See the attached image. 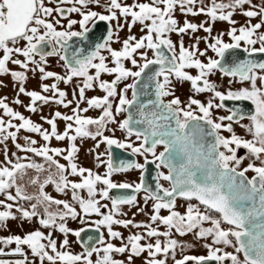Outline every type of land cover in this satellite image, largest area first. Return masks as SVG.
Returning <instances> with one entry per match:
<instances>
[{
    "label": "snow or ice",
    "instance_id": "1",
    "mask_svg": "<svg viewBox=\"0 0 264 264\" xmlns=\"http://www.w3.org/2000/svg\"><path fill=\"white\" fill-rule=\"evenodd\" d=\"M55 2L56 0H0V75L10 74L13 81L19 82V93L31 98V103L27 106L30 112L37 111L35 107L37 101L48 104L50 100H54L56 104H62L65 108L69 107L72 101L65 103L67 94L59 90L56 83L40 84L41 91H26L23 86L27 79L25 71H10L7 67L8 63L24 70H28L30 63L35 65L33 71H39L40 80L54 77L56 81L69 84L73 78H82V86L81 84L75 86L79 91V101L85 100V90L93 89L94 85H98L105 93L102 97L94 96L87 99L88 107L82 111L98 108L102 109V113L95 119L82 117L78 101L76 107L72 109V115H62L61 112L56 111L50 119L41 117L51 126L49 132L42 129L40 124L25 118L20 112L13 111L4 99H0V109H3L4 115L20 121L17 126L11 120L0 119V144L11 139L16 149L42 157L49 168L54 166L56 169L54 173L49 172L42 183L37 179H30L29 183L39 184V192L36 196L28 195L24 186L17 183L18 176L23 179L25 169L44 171V164L36 163L34 160L24 164L20 162V158L12 163L8 149L5 147L4 161L0 162V194L5 197L0 200V208L3 209L0 210V228H6L8 220L24 221L40 216L38 223L41 227L45 229L51 227L65 234L60 248L67 249L69 241L66 234L70 229L62 221L68 216L74 220L78 218L83 220V217L69 201L53 199L45 193V185L54 184L58 193L68 195L67 190L70 189L71 201L75 202L86 215L101 216V208H108L106 215L94 221L97 231L100 226H105L109 236L120 239H123L121 233L114 231L112 225L142 227L146 231L143 235L140 233L129 235L127 243L119 247L112 243L97 247L96 244H104V236L101 234L96 244L83 242V251L76 254L68 250H58L57 240L52 238V233L45 235L41 230L35 229L27 232L23 237L9 235L0 238V244H15L12 255L24 257L14 261L0 260V264H29L22 246H27L31 256L40 264H44L45 260L48 264H134V259L141 257L145 252L147 258L142 264H166L170 252L174 264H187L188 261H194V264H209L212 261L216 264H225L226 261H231V264H264V61L243 59L232 62L229 66L218 59L209 58L205 63L198 58L206 55L207 48L223 58L226 50L239 48L241 41L250 46L244 48L249 56L255 53L264 54V32H258L264 27V0L259 5H253L252 0H227V2L221 0L219 3L217 0H210V4L205 5L204 0H199V8L195 7L197 0H145V2L133 0L131 4L124 3L123 0H104V3L101 0H59L60 4L71 6L67 8L48 6ZM92 5L100 7L102 12L93 10L90 7ZM245 5L250 6L242 10V15L246 18L245 24L239 28L233 26L227 32L232 43H224L219 35L212 37L214 42L211 43L208 42L207 37H193L190 47H185L184 35L195 34L199 30L211 34L212 27L188 19H184L181 25L175 18L177 8L184 16L203 14L213 23L224 21L235 25L237 22L232 19L234 11ZM65 13H76L81 19L77 21L68 18ZM252 18H258V22L252 24L250 22ZM63 19H67V30H57V26H62ZM96 21L107 22L108 28L101 42L95 44L94 50L84 56L80 54V50H77L71 58L60 54L62 49H66L70 38L85 37L90 31L87 25ZM112 22H115L114 26ZM77 23L81 31H71L72 26ZM137 25L140 26L142 33L139 38L132 34V29ZM125 27L128 29V34L121 40L119 32ZM172 33L180 37L178 54L177 44L173 43L169 35ZM254 36L256 38H253ZM202 39L207 44L204 51L199 48ZM113 43H119L120 48L114 49L111 46ZM257 44L259 47H255ZM48 45L52 46L51 51H45ZM102 50L109 54L110 62L114 66L106 63V57L101 54ZM148 51L152 52L154 58H148ZM55 55H60V59L64 61L63 66L66 68L64 76L45 71L42 66L46 62V57ZM137 55L143 63L138 62ZM17 56H22L24 59L15 58ZM36 56L39 57V61L34 59ZM125 62H130L138 70L133 71L126 67ZM153 65L158 67L149 74L146 70ZM89 69H94V74H90ZM185 69H196L198 74L193 76ZM214 70H219L225 77L236 78L242 84L248 82V86L236 90L229 88L226 92H221L217 90V85L208 79ZM102 74L114 75V78L111 81L102 80ZM145 76L146 82H144ZM129 77L133 78V82L125 84L118 91V84ZM172 77L177 81L190 82L191 90L195 93H211L212 98L201 102L189 97L186 108L181 107V100L169 87ZM231 83L232 81H229V84ZM153 85L155 98L141 101L140 96L148 95V90L153 88ZM5 86L0 81V87ZM129 89L132 90L131 99L127 97ZM49 91L53 93L51 97L41 94ZM73 96L75 98V90ZM168 96L173 98L165 103L163 98ZM110 98L118 101L115 105V115ZM215 100L219 103H214ZM224 101L249 102L251 108L234 106L227 109L229 115L214 119L211 110L225 108ZM14 103L19 104L20 101L17 99ZM193 105L202 115L194 114ZM121 113L127 115L118 122L115 116ZM244 119H248L249 124H240ZM57 120L69 122L66 123L62 134L57 131ZM224 121L229 123L225 124ZM109 123H118L119 129L126 133L125 141L103 135V130ZM233 123L239 124L251 138L245 139L236 134ZM89 125L96 127L94 133L88 130ZM10 128H15L16 131H9ZM20 129L38 133L44 141H49L53 137L58 141L67 139L70 143L67 155H64L63 159L68 162L70 175L79 178L78 182L70 181L65 176V165L54 159L55 156L62 154L63 149L50 148L47 145L35 147L37 141L28 137H25V145L22 146L16 143L17 132ZM70 131H74L75 135H69ZM222 132L230 135L224 136ZM97 136L102 137V142L109 147L115 145L119 149H130L132 155L143 156L144 163L125 159H119L114 163L112 153L108 152L107 171L103 176L90 169L78 167L73 162L74 154L78 149L72 142L78 137L95 139ZM132 136L140 141L139 146H134L129 141ZM207 137L212 138L211 142L207 141ZM158 145H163L164 149L159 153L156 151ZM241 148L247 150L246 157L238 158L237 150ZM12 155L15 156V153L13 152ZM148 155H151L152 160H148ZM247 157L258 160L259 166L249 163L242 171H237L242 160ZM150 163L155 164L156 169H167V174L157 171L155 190L145 183L144 169L145 165ZM233 163L236 166L230 167ZM130 169L140 170L138 183H117L111 179L113 173L127 172ZM248 171L255 173L252 179L245 176V172ZM161 181H167L170 186L164 187ZM98 184L104 186L99 191ZM11 189H15V194L10 191ZM111 189H131L133 193L143 191L145 205L149 201L152 202L151 223L136 224L133 220L114 218L120 214V205L135 206L137 196L133 194L110 197ZM79 190H86L87 198L82 197ZM97 195L102 200H110V207L108 204L102 205L96 199ZM177 197L187 201L194 199L199 205H203L204 209L201 210L197 205L188 203L182 214L175 210ZM33 199L36 203L31 204V211L23 206H17L15 211L19 213V217L14 214L13 202ZM51 204L62 205L63 211L59 208L55 212L50 211ZM38 207H43L42 214L38 213ZM162 209H166L168 215H161ZM137 210L144 211L143 208ZM57 217L60 223H57ZM157 222L164 225L166 230L161 232L152 227V224ZM205 223L210 226L204 227ZM222 225L231 227L224 228ZM20 227H23V223ZM84 230L81 228L72 234L80 237ZM173 230L180 237L193 234L196 240L211 238L210 243L203 245L207 249V255H184L181 259H176L177 248L183 250L192 245L171 238ZM161 236L165 237L163 243L159 239ZM146 237H157V239L154 243L142 245L141 241ZM230 237L235 238V244ZM91 240L92 238L89 237V241ZM217 245L234 247L236 253L244 254L243 261L231 252H224ZM112 253L128 254L125 259L120 260L115 259ZM0 254H4L3 248H0ZM94 254H96L95 261L92 259ZM158 255L164 258H157ZM32 264H35V260Z\"/></svg>",
    "mask_w": 264,
    "mask_h": 264
},
{
    "label": "flooded vegetation",
    "instance_id": "2",
    "mask_svg": "<svg viewBox=\"0 0 264 264\" xmlns=\"http://www.w3.org/2000/svg\"><path fill=\"white\" fill-rule=\"evenodd\" d=\"M101 2L104 3V0H101ZM123 2L127 3V4H131V3H133V0H123ZM140 2H145V0H140ZM219 2H221V0H217V3H219ZM223 2H227V0H223ZM261 2H262V0H252V4L253 5H259V4H261ZM204 4L205 5L210 4V0H204ZM49 5H51L52 7L60 6V7H63V8H67V7L71 6L69 4H60L59 0H56L55 3H51ZM90 7L94 8V10L97 11V12H102V9L100 7H97V6H94V5H92ZM195 7L196 8L200 7L199 0H197V3L195 5ZM249 7H250L249 5H245V6H242V8H237L234 11V15L232 16V19L237 22L235 25H230L228 22H224V21H216V22L213 23V22H211L209 20L208 17H206L203 14L199 15V16H191V15L184 16L182 13H180L179 9L177 8L175 10V18L180 21L181 25H182L184 19H188L191 22H194V23H197V24L205 23L206 27H208V26L212 27L211 34L205 33L203 30H199L195 34L189 33L188 35H184L183 36V40H184L185 47H190V45L193 43V37H207L208 38V42L211 43V42H214L212 40V37H215V36L219 35L224 43H232L233 41H232L231 37L227 35V32L233 26L239 28L240 26H243L245 24L246 18L242 15V10L243 9H248ZM73 14H74V19L75 20L79 21L81 19V17L78 14H76V13H73ZM104 14H107V13H104ZM65 15H66V17H68V16H70V13H65ZM68 18H70V17H68ZM250 22L252 24H255V23L258 22V18H252ZM91 23L92 22H90L87 25V27ZM105 24L107 25V28H108V23L105 22ZM112 24L114 26L115 22H112ZM61 25L62 26H57V30H60V31L67 30V19H63L61 21ZM76 25H77V27H74V25L72 26L71 31H81V29L79 27V24L77 23ZM258 32H264V27L259 29ZM221 33H223V35H221ZM127 34H128V29H127V27H125L122 31L119 32V36H120L121 40L126 38ZM132 34L136 35L139 38V36L142 34L140 32V26L139 25L135 26L132 29ZM237 34H239V33L237 32ZM169 35H170L173 43L177 44V54H178V41H179L180 37L177 36L174 33L169 34ZM253 38H256V37L254 36ZM113 39L115 40V37ZM111 46L114 49H119L121 45L119 43H113ZM245 47H250V46L245 45L243 43V41H241L239 48L228 49L227 51H225V55L222 58V57L217 56L216 53L213 52L210 48H207V44L202 39L200 41V43H199V48H200L201 51H204L207 48V52H206L205 56L198 57V58L201 59L202 62H205V63L207 62V60L209 58L218 59V60H221L222 63H227L229 66L232 64V62H238L239 60H243V59H255L258 62L264 61V54L255 53L252 56H249L248 53L244 51ZM255 47H259V44L255 45ZM78 48H79L78 44L73 43L72 45H70V43L68 42V44L66 46V51H64V49H62L60 54L61 55H67L69 58H71L72 54L74 52H76L75 49H78ZM51 50H52V46L51 45H48V46L45 47V51H51ZM141 51H144V50H141ZM166 52H167V50H166ZM88 53L89 52H87V51H80V54L82 56L87 55ZM101 54L106 57V63H108L109 66H114V65L111 64L109 54L106 51L102 50ZM169 55H170V53H169ZM15 58H19L21 60L24 59L22 56H17ZM136 58H137L139 63H143V61L140 60V57L138 55L136 56ZM148 58L149 59L154 58L151 51H148ZM34 59L39 61V57L38 56L34 57ZM95 62H98V61H95ZM63 65H64V61L60 59V55H55V56L46 57V62L42 66L45 68V71H51V72H54V73H56V74H58L60 76H64V75H66V68ZM125 65L128 68H132L133 71L138 70V69L134 68L130 64V62H125ZM7 67L11 71H25V74L27 76L26 81L28 83V86H30V81H32V79H33L32 76L33 75H35L37 73L39 75H41L38 70L33 71V69L35 68V65H32L31 63L29 64L28 70L21 69V68H19V66L13 65L11 63H8ZM94 71H95L94 69H89V73L90 74H94ZM185 71L189 72V74H191L193 76L198 74V71L196 69H185ZM257 71H259V70H257ZM214 76L215 77L219 76L221 79H224V80H227V81H232L231 84H229V82H227L226 85L223 83V84L219 85L220 87L217 86V90H219L221 92H226V90H228L229 88H231L232 90H236V89H239L240 87H247L248 86V82H244L242 84V83L238 82L236 78L225 77L219 70H214V72L209 75L208 79L210 80V82L214 83V80H213ZM113 78H114V75L113 76H109L108 74H102L101 75V79L102 80L111 81V79H113ZM160 79H162V77ZM171 79H172V83L169 86L170 90H173L174 91V95L179 97V99L181 100V107L186 108L189 97H192V98H195V99L198 100V95H200L201 97L206 98V101L208 99L212 98V94L211 93H208V92L195 93L194 91H192L191 90V83L188 82V81H183V82L177 81L175 77H172ZM26 81H25V84H26ZM81 81H82V78H73V81L71 83L64 84L62 81H56L54 77L53 78H49L47 80H40L39 79V83L40 84L43 83V84L51 85L53 83H56L58 85L59 90H62V91L67 92V93H73L74 90H75V95H77L78 97H79V91H78L77 88H75V86L78 85V84H81ZM132 81H133V79L131 80L130 83H132ZM219 82H220V80H217V83H219ZM217 83H215V84H217ZM39 85L38 86H34V88H35L34 90L35 91H41ZM200 85L202 86V82H200ZM81 86H82V84H81ZM129 90L131 92V89H129ZM26 91H30V90L27 89ZM85 92L90 94L87 97V99L92 98L95 95L102 97L105 94L99 89L98 85H94L93 89H86ZM50 93H52V92L51 91H49L48 93L41 92L42 95H46V96L51 97L53 95V93L52 94H50ZM58 98L59 97H56V99H58ZM172 98H173L172 96H168V97H164L163 99H164V102L167 103L168 100H170ZM129 99H130V97H129ZM27 101H29V99ZM37 102H39V105L38 104L35 105V107L37 108L36 112H30L28 110V107H27L28 105L27 106L25 105V108H26L25 112L27 113L26 114L27 119H31L33 121V119H32L33 116L32 115H33V113H37L39 115V118H40L38 124L41 125L42 129L48 130L50 132L51 131V126L48 125L44 120H42L41 117H45V118H49L50 119L54 115V113L56 111H59V108H61L63 105L62 104H56L54 102V100H50V102L48 104H44L41 101H37ZM214 103H219V101L215 100ZM223 103L226 106L225 108H223V109L213 108L211 110L214 119L218 118L220 116L229 115L230 113H229V111L227 109H230V108H232L234 106H241L242 108H245V109L251 108V105H250L249 102L224 101ZM84 105H86V106H84ZM87 107H88L87 103L86 104H84V103L79 104V108L81 109L80 114L81 113L84 114L85 112H83L82 110L84 108H87ZM95 110H96V108H89L87 113L88 114L93 113ZM192 110L194 111V114L202 115L194 107V105L192 106ZM121 114L123 115L122 116V120H123L125 118V113H121ZM181 119H183L182 116H181ZM217 122H219V121H217ZM224 123L227 124V123H229V121H224ZM64 124L65 123H62L61 121L57 120V131H58V133L62 134L64 132L63 129H64V127H66V125H64ZM240 124L247 125V124H249V120L248 119H244V120L240 121ZM232 126H233V129H234L236 134H238V135H248V134H246L245 130L239 126V124L233 123ZM238 128H241L242 132H238ZM116 131L122 132L124 134V136L126 137V133L124 131L120 130L119 128H113V129L110 128V132L111 133L112 132L114 133ZM28 134H29L28 135L29 139H34L36 141L39 140V143L43 142L44 144H47V141H44L42 139V137L39 136L38 133H30V132H28ZM221 134L222 135H230L227 132H222ZM69 135H75L74 131H70ZM130 138L135 139V141L137 143V146H139L140 141H137L135 136H132ZM50 139L51 140H56L54 137L50 138ZM39 145L42 146L41 144H39ZM105 149H106V160L108 161L109 146L106 145ZM90 150H92V149H90ZM122 150L131 153L130 149H122ZM162 150H163V147L157 146V148H156L157 153L161 152ZM221 151H223V149H221ZM246 153H247V150H245L243 148L237 150L238 158L239 157H245ZM133 156H134L135 162L141 163V164L144 163V157L143 156H140L139 154L133 155ZM25 158H26V164H27L29 162V160H31L32 158L36 159V158H39V157L35 156L32 153H27L26 152ZM147 158H148V160H152L151 155H148ZM235 166L230 165V167H235ZM246 166L247 165H244L243 167L246 168ZM244 168H241L240 165H239V167L237 168V171H242ZM130 170H132V169H130ZM157 171H163L165 174H167V171L165 170V168L156 169L155 164H153V163L145 165L144 176H145L146 185H151V183H152L151 173L154 172L155 177H156ZM119 173H123V172H119ZM140 174H141L140 170L137 169V175H136L137 180H136L135 183L139 182ZM254 175H255V173L250 174V171L245 172V176L248 179H252V177ZM161 183L163 184L164 187H169V183L167 181H161ZM48 187H50L48 193H52V195H53V196L50 195L51 197H53L54 199H61V200H68V201L70 200L69 202H71L73 204V206L76 208V210L80 214V216L83 217V220H81L79 218L74 220V219L71 218V216H68V217L65 218L64 221H62L66 225V227H68L70 229L69 233L66 234V238L69 241L67 249H61L60 248V244H62L65 234L60 233L58 230H55L54 228H51V227L47 228V229L41 227L39 225V223H38V220H39L40 216L34 217L32 220H24V221H21L20 219L8 220L6 222L7 223V227L6 228H0V238H6L9 235H20L21 237H23V235L26 234L27 232L35 230V229H39L42 232H44L45 235H47L48 233H52V238L57 240L58 250H68V251H71L73 253L79 254V253H81L83 251V247H82V243L83 242H88L89 244H96V241L98 240V238H99V236L101 234H103V236H104V244L103 245L96 244L97 247H103L107 243H112L114 246L119 247V246H122V244L127 243V237L129 235H133V234H136V233H140V234L143 235L145 233V231H146V229H144L142 227L141 228H136V227H131V226L124 227L122 225H112L113 230L120 232L121 233V237L123 239L113 238V237L109 236L108 235V231H107V227H105V226H100L99 227V231H97L96 230L97 226L94 223V221H96L98 219H101L103 215H106L108 213V208H101V213H102L101 216H97L96 214L86 215L79 209V206L77 204H75V202L71 201L70 198L69 199L66 198V196L63 195V193H58L55 190V185L54 184H50V185L46 184L44 189H48ZM67 192L69 193L68 195L70 197L71 190L68 189ZM84 193H86V195H84L82 197L87 198V191L84 190ZM135 195L137 196V204L135 206H133V205H120V214L115 216L114 218H116V219H125V220H133V222L136 223V224L151 223L150 215H151V211H152V207H151L152 206V202L149 201L148 204L145 205V203H144L145 193L143 191H141L140 193H136ZM96 199L99 200L102 205L103 204H108L109 207H110V200H102L100 198V196L96 197ZM177 202H182L183 204H185V206L188 203L193 202L201 210L204 209V206L199 205L195 200L187 201L185 199L177 198ZM26 205H27V207L30 208V210H28V211H31V204H30L29 201H27ZM39 208L42 209V210H40V211L37 210V211H38V213L42 214L44 209H43V207H39ZM49 208L52 209L53 212L57 211V210L54 211L53 209H58V208L59 209H63L62 205L61 206H57L55 204H51L49 206ZM138 208H143L144 211L143 212H139L137 210ZM125 209H127V210H125ZM13 212H14L15 215H17V217H19V213L18 212H16V211H13ZM160 214L161 215H168V211L166 209H162ZM60 222L61 221L57 217V223H60ZM21 223H23V227H20ZM223 226L224 225H222V227ZM225 226H227V225H225ZM152 227L157 228V230L161 231V232L166 230L165 226L162 225V224H159L158 222L157 223H153ZM227 227H229V226H227ZM81 228H83L85 230L83 232H81V236L80 237H76V236H74L72 234L74 231H78ZM174 233H175V231L173 230L172 237H171L173 239H174ZM190 235L191 234L185 235L184 239L189 238ZM89 237L92 238L91 241H89ZM156 239H157V237H151V238H147L146 237L144 240L141 241V244L143 245V244L150 243V242L154 243ZM159 239L163 243V241L165 240V237L161 236V237H159ZM43 242L47 243V241H43ZM233 243L235 244L234 238H233ZM14 247H15L14 243L11 244V245L0 244V248H3V250H4V254H0V260L14 261V260H17V259H23L24 257H20L19 255H12L11 254L12 250L14 249ZM22 248L24 249V251H25V253L27 255V260H28L29 264H32V262L34 260H35V264H40V262L36 258L31 256L30 250L27 249V246H22ZM102 254L103 253L101 252V255ZM127 254L128 253H124V254L112 253L111 255L115 259L123 260V259H125ZM146 258H147V253L145 252V253H143L141 255V257L134 259V264H142V262ZM157 258H164V257L162 255H158ZM92 259H93V261H95L96 254L93 255ZM171 259L172 258L169 259V256H168L167 257V262L169 260H171ZM44 264H48V262L45 260ZM172 264H174V263H172ZM187 264H194V261H188ZM227 264H229V261H227Z\"/></svg>",
    "mask_w": 264,
    "mask_h": 264
},
{
    "label": "rangeland",
    "instance_id": "3",
    "mask_svg": "<svg viewBox=\"0 0 264 264\" xmlns=\"http://www.w3.org/2000/svg\"><path fill=\"white\" fill-rule=\"evenodd\" d=\"M48 6L52 7L51 5H48ZM92 9L94 10V8H92ZM53 15H56V14L53 13ZM68 17H70L71 19H74V14L70 13V16H68ZM57 18H59V17H57ZM74 27H77V25H74ZM32 78H31L32 81H30V86H28L27 81H26V84L24 82L23 86L25 87L26 90L29 89L30 91H33L35 89L34 86H38L40 84L39 83L40 75L38 73L33 75ZM132 79L133 78L129 77L126 80L122 81L120 84H118L117 90L119 91L121 88L124 87L125 84H130ZM213 80H214V83H217V80H220V82L216 84L218 87H220L219 85H221L223 83L226 85V83L229 82L227 80L221 79L219 76L218 77L214 76ZM0 81L3 82V85H6L5 87H0V99H4L5 103H7L8 106L13 109V111L20 112L21 115H23L25 118H27V116H26L27 113L25 112V109H26L25 105L27 106L31 103V98L22 94V93H19V87H20L19 82L13 81L10 74L0 75ZM65 93L67 94L65 97V103H68V101H72V103L67 108H65L64 106L59 108V112H61L62 115H72L73 114L72 109L75 108V106L77 105L79 97L77 95H75V98H74L73 93H67V92H65ZM50 94H52V93H50ZM89 95H90L89 93L85 92V100L80 101L79 104H82V103L86 104L87 97ZM95 96L100 97L97 95H95ZM127 97L128 98L130 97V90H128V92H127ZM17 99L20 101L19 104L14 103V101H16ZM28 99H29V101H27ZM110 100L113 103V112L115 115V105L118 101H117V99H113V98H110ZM198 100H200L201 102H205L206 98H203L200 95H198ZM36 104L39 105V102H37ZM84 106H86V105H84ZM194 107L196 108L195 105H194ZM101 113H102V109L96 108V110L93 113L88 114L87 112H85L84 114L81 113L80 115L82 117H85V118L91 117V118L95 119V118H98L101 115ZM32 116H33L32 117L33 122L38 123L39 119H40L39 115L37 113H33ZM122 116H123L122 114L116 115L115 116L116 121H118V122L121 121ZM0 119H2L4 121H9L11 119V122L13 124H16L17 126L20 123V121H18V120H15V119H12L10 117L5 116L3 113V109H0ZM59 121H61L62 123H65L64 125H66V123H69V122H65L63 120H59ZM73 127H75L74 123H73ZM110 128H112V129L113 128H119L118 123L106 124L105 129L103 130L104 136H108L110 138L125 141V136L122 132L116 131L114 133L113 132L111 133ZM8 130L9 131H16L15 128H10ZM63 130H65V127ZM88 130L90 132L94 133L96 131V127L94 125H89ZM238 132H242V129L238 128ZM28 135L29 134L26 130L20 129L17 132L16 143H19L22 146H24L25 145V137H28ZM224 136H229V135H224ZM240 136L244 137L245 139L251 138L250 135H240ZM129 141L132 142L134 144V146H137L135 139L129 138ZM69 143L70 142L67 139L62 140V141H58V140L56 141V140L50 139L49 141H47V144H44L43 142L39 143V140H37V145H35V147H40L39 144H41L42 146L47 145L50 148L63 149L64 151L62 152V154L60 156H55L54 159H56L60 164L65 165V169H66L65 176L70 181H77L78 182L79 178L70 175V169H68V162L63 159V156L67 155ZM72 143H74L76 148L78 149V151L74 154L73 162L76 163L78 167L90 169L91 171L98 173L101 176H103L104 173L107 171V160H106V149H105L107 144L102 142V137L97 136L95 139H92L91 137H83V138L78 137ZM97 145H99V147H97ZM5 147H7V149H8L9 159L12 161V163H15L17 158H20V162L26 164V158H25L26 152H23V151L16 149L13 142L11 141V139H9L8 141H5L3 144H0V162L4 161L3 151H4ZM90 149H92V150H90ZM13 152L15 153V156L12 155ZM97 156H99V159H97ZM31 160H34L36 163L44 164L45 170L41 171V172H37L35 169H25V174L23 176V179H20L18 176L17 183L22 184L24 186V190L28 195L36 196V195H38V192H39V184H31V183H29V180L34 178V179H37L38 182L42 183L47 178L49 172L54 173L56 171V169L54 166L49 168V165L41 157L36 158V159L32 158ZM249 163H254L256 166H259L258 160H255V158H253V157H247V158L242 160L240 167L244 168L243 166L248 165ZM97 165H99V167H97ZM230 165L235 166L234 163L230 164ZM8 166H10V165H8ZM252 173H254V172L250 171V174H252ZM85 175H87V173H85ZM136 175H137V169H132L130 171L123 172V173H113L111 179L113 180V182H117V183H121V182L135 183L137 180ZM48 185H50V184H48ZM103 187H104L103 185L98 184L97 190L99 191ZM49 189H50V187H48V189H44V191L48 195L53 196L52 193H48ZM10 191H12V193L15 194V189H11ZM79 191H80L81 196L86 195V193H84V190H79ZM63 195L66 196V198H68V199L70 198L69 195H65V194H63ZM98 196L99 195H97L96 197H98ZM3 199H5L4 195L0 194V200H3ZM29 202H30V204H33V203H36V200L33 199ZM26 203H27V200H18L16 202H13V204H14L13 211H15V208L17 206H23L26 210H30V208L27 207ZM191 203L194 204L193 202H191ZM0 210H3V209L0 208ZM37 210L40 211L42 209H40L38 207ZM49 210L52 211V209H50V208H49ZM53 210L55 211L58 209H53ZM59 210L63 211V209H59ZM125 210H127V209H125ZM175 210L179 211L183 214L186 210V206L182 202H177V207L175 208ZM203 226L209 227L210 224L205 223ZM223 227L228 228L225 225ZM184 238H185V236L180 237L178 234L174 233V239H177L181 243H190L192 245V247H188V248H185L183 250H181L180 248H177L176 252H175V258L176 259H181L184 255H190V256H206L207 255V249L204 248L203 245L205 243H210L211 238H208V240H196L194 238L193 234H191L190 237L187 238L188 240L184 239ZM230 239H232V241H233V237H230ZM217 247H220L224 252H231V253L237 255L239 257V259L241 261H243L240 254L235 252L234 247L224 246V245H217ZM168 256H169V259L172 258L171 252L168 254ZM172 263H174L173 259L169 260L166 264H172ZM229 264H231V261H229Z\"/></svg>",
    "mask_w": 264,
    "mask_h": 264
},
{
    "label": "water",
    "instance_id": "4",
    "mask_svg": "<svg viewBox=\"0 0 264 264\" xmlns=\"http://www.w3.org/2000/svg\"><path fill=\"white\" fill-rule=\"evenodd\" d=\"M88 27L90 28V31L85 34V37H72L69 39L68 42L70 43V45H72L73 43L78 44L79 48L75 49V51L80 50V51L90 52V51L94 50L95 44L98 42H101L102 38L107 34V25L105 24L104 21H96L95 23H91ZM64 51H66V49H64ZM157 67L158 66H155V65L150 66V69L146 70V71L150 74L151 71H154ZM144 82H146V76L144 77ZM131 97H132V90L130 92V99H131ZM148 98H153V99L155 98V96H154V85H153V88H150L148 90V95L140 96L141 101H145ZM126 115L127 114L125 113V117H126ZM205 127L207 128L206 125H205ZM206 139L208 142H211L212 138L207 137ZM158 146L163 147V145H158ZM109 152H111L113 155V162L114 163H117L119 159H125L128 161H135L134 156L130 152L116 148L115 145L109 147ZM165 170L167 171L166 168H165ZM151 180H152L151 185H147V186L152 188L153 190H155V174H154V172L151 173ZM133 194H136V193H133L131 191V189H111L109 191L110 197H112V196H127V195H133ZM177 198L183 199L181 197H177ZM196 202L199 204L198 201H196ZM229 227H231V226H229ZM234 242H235V238H234ZM239 254L243 260L244 254L243 253H239ZM209 264H216V262L212 261V262H209ZM225 264H227V261L225 262Z\"/></svg>",
    "mask_w": 264,
    "mask_h": 264
}]
</instances>
